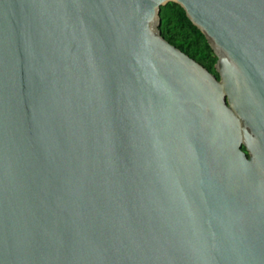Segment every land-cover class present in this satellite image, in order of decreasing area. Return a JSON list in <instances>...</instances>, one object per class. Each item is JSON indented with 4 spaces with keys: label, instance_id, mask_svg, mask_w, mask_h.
<instances>
[{
    "label": "water",
    "instance_id": "1",
    "mask_svg": "<svg viewBox=\"0 0 264 264\" xmlns=\"http://www.w3.org/2000/svg\"><path fill=\"white\" fill-rule=\"evenodd\" d=\"M0 264H264V0H0Z\"/></svg>",
    "mask_w": 264,
    "mask_h": 264
},
{
    "label": "trees",
    "instance_id": "2",
    "mask_svg": "<svg viewBox=\"0 0 264 264\" xmlns=\"http://www.w3.org/2000/svg\"><path fill=\"white\" fill-rule=\"evenodd\" d=\"M160 18L159 28L165 39L218 75L214 69L217 59L214 51L178 3L168 2L161 6Z\"/></svg>",
    "mask_w": 264,
    "mask_h": 264
}]
</instances>
